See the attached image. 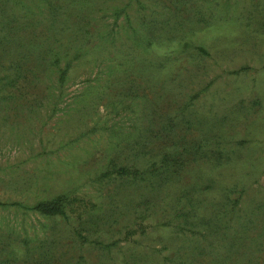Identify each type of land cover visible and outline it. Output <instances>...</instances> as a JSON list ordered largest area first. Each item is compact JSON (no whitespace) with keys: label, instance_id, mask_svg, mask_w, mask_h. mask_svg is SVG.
Masks as SVG:
<instances>
[{"label":"rangeland","instance_id":"obj_1","mask_svg":"<svg viewBox=\"0 0 264 264\" xmlns=\"http://www.w3.org/2000/svg\"><path fill=\"white\" fill-rule=\"evenodd\" d=\"M0 264H264V0H0Z\"/></svg>","mask_w":264,"mask_h":264},{"label":"trees","instance_id":"obj_2","mask_svg":"<svg viewBox=\"0 0 264 264\" xmlns=\"http://www.w3.org/2000/svg\"><path fill=\"white\" fill-rule=\"evenodd\" d=\"M63 208H65L63 205V200L59 199L58 201H52L51 203H39L34 207V210L46 215H62Z\"/></svg>","mask_w":264,"mask_h":264}]
</instances>
